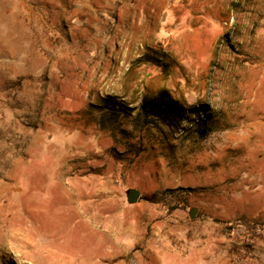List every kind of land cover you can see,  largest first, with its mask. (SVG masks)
I'll return each instance as SVG.
<instances>
[{
	"label": "rangeland",
	"instance_id": "374dc122",
	"mask_svg": "<svg viewBox=\"0 0 264 264\" xmlns=\"http://www.w3.org/2000/svg\"><path fill=\"white\" fill-rule=\"evenodd\" d=\"M263 226L264 0H0V264H264Z\"/></svg>",
	"mask_w": 264,
	"mask_h": 264
},
{
	"label": "water",
	"instance_id": "95a60500",
	"mask_svg": "<svg viewBox=\"0 0 264 264\" xmlns=\"http://www.w3.org/2000/svg\"><path fill=\"white\" fill-rule=\"evenodd\" d=\"M140 197V192L135 189V188H128L126 190V194H125V199H126V202L130 205L136 203L138 201ZM194 212H195V209L194 208H190L188 210V215L190 218L193 217L194 215ZM263 231H264V226H263Z\"/></svg>",
	"mask_w": 264,
	"mask_h": 264
},
{
	"label": "trees",
	"instance_id": "16d2710c",
	"mask_svg": "<svg viewBox=\"0 0 264 264\" xmlns=\"http://www.w3.org/2000/svg\"><path fill=\"white\" fill-rule=\"evenodd\" d=\"M191 111L195 112V110H191ZM198 119L199 117H197V120ZM200 120H201V123H199V125L195 127L193 132L201 139H204L209 135L212 129L210 127V124L207 123V121H205L204 119H200Z\"/></svg>",
	"mask_w": 264,
	"mask_h": 264
}]
</instances>
